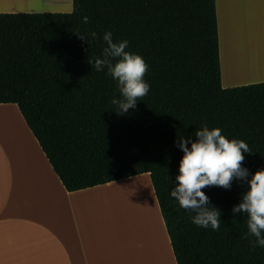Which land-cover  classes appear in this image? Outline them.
<instances>
[{"label":"trees","instance_id":"16d2710c","mask_svg":"<svg viewBox=\"0 0 264 264\" xmlns=\"http://www.w3.org/2000/svg\"><path fill=\"white\" fill-rule=\"evenodd\" d=\"M105 31L148 65L150 90L123 115L111 103L121 98L117 82L92 66ZM0 103L16 104L67 191L148 173L176 264H264L247 215L231 211L246 181L202 189L220 210L218 231L195 225L170 195L183 155L176 142L195 140L203 126L249 145V176L264 169V81L221 86L215 0H72L69 12H0Z\"/></svg>","mask_w":264,"mask_h":264},{"label":"crops","instance_id":"0c3cea01","mask_svg":"<svg viewBox=\"0 0 264 264\" xmlns=\"http://www.w3.org/2000/svg\"><path fill=\"white\" fill-rule=\"evenodd\" d=\"M54 1L61 10L50 12L72 10V0ZM36 5L33 0H0V12H47ZM215 9L221 86L264 81L259 77L264 69L248 78L240 77V71L239 77L228 75L226 65L224 69L231 59L232 68H241L244 55L245 63L255 57L264 62V0H215ZM145 178L154 216L146 220L149 229L144 233L136 229L145 243L131 244L122 225L108 224L97 204L121 183H144ZM155 240L160 241L158 248ZM160 257L176 264L148 173L67 191L16 104L0 103V264H162Z\"/></svg>","mask_w":264,"mask_h":264},{"label":"clouds","instance_id":"9594fccd","mask_svg":"<svg viewBox=\"0 0 264 264\" xmlns=\"http://www.w3.org/2000/svg\"><path fill=\"white\" fill-rule=\"evenodd\" d=\"M82 22L88 24L90 19L85 16ZM78 36L86 41L84 36ZM90 36L94 40L97 38L95 32H91ZM112 37L111 31H105L102 39L106 46L102 56L95 58L92 66L98 72L107 69V74L117 82L121 98L113 97L111 103L117 114L123 115L134 109L137 100L148 94L150 85L144 80L148 65L142 56L126 50L129 47L127 40L116 42ZM195 137V140L181 138L176 142L183 155L171 197L178 201L181 208L194 213L191 219L195 225L218 231L221 226L220 210L207 206L209 198L202 189L210 186L230 189L233 179L246 181L247 190L231 211L247 215L246 236L255 238L251 247L264 248V169H258L249 176L248 169L242 167L244 153H252L249 145L243 140L226 138L218 127L209 129L203 126L195 131Z\"/></svg>","mask_w":264,"mask_h":264},{"label":"rangeland","instance_id":"374dc122","mask_svg":"<svg viewBox=\"0 0 264 264\" xmlns=\"http://www.w3.org/2000/svg\"><path fill=\"white\" fill-rule=\"evenodd\" d=\"M33 1L34 3H37V5L34 6V8L37 10L39 9L43 11L61 10L60 9L61 4L56 3L54 0H45V1L33 0ZM233 47L236 48V45L234 44ZM230 51H228V53ZM224 69H225V64H224ZM259 77H264V75ZM146 180H147L146 178L143 179L144 183H139L138 181H129L126 183H121L119 186L115 187L116 189L114 188L111 191H109L108 197L104 199V203L97 204L99 209L102 208L105 210L108 224L114 226L115 228L116 227L118 228L122 225L121 227H123L124 236L127 237V239L131 242V244L135 243V241L138 244L145 243V240L142 237L143 235L141 233L136 234V229H142L143 230L142 233H144L146 230L149 229L147 228L148 222L146 223V220L152 217V215L154 216L153 207L151 209V206H153L151 205L153 204V199L151 197L148 183H145ZM129 189H132L134 191H129ZM125 190L126 191L128 190V192L130 193L128 197L126 195ZM157 228L158 225L155 227L154 235L158 237L160 235H158L157 233ZM155 241H157V243H155L156 244L155 246H157V248L161 246L160 241L158 240ZM160 258L162 264H166L167 262L166 259H164L163 257Z\"/></svg>","mask_w":264,"mask_h":264},{"label":"bare ground","instance_id":"6f19581e","mask_svg":"<svg viewBox=\"0 0 264 264\" xmlns=\"http://www.w3.org/2000/svg\"><path fill=\"white\" fill-rule=\"evenodd\" d=\"M242 53H243V51L242 50H240ZM232 52V51H231ZM230 52V53H231ZM237 54H238V52H236ZM232 54V53H231ZM242 55H244V53L243 54H241V56ZM229 56H232V55H230L229 54ZM235 56V55H234ZM245 56L246 55H244L243 57H244V59H243V65H242V67L241 68H237V69H235V68H232V66H230L231 64V61H232V59H231V57H230V59L231 60H229V64H228V62H226L225 63V65H226V72L228 73V75H233V73L235 74V73H238V77L240 76L239 75V71L241 72V76L240 77H245L246 78V76H247V78L250 76H252V73L253 72H256L257 73V71H262L263 69H264V62H263V59H261L260 57H255V58H250L251 59V61H246L247 63H245ZM239 56L237 55V59L239 60V58H238ZM247 57V56H246ZM250 57V56H249ZM228 59H229V57H228ZM228 59H227V61H228ZM249 59V60H250ZM246 60H248L247 58H246ZM236 62V60L234 61V63ZM239 62V61H238ZM236 64V63H235ZM244 72V74H242ZM248 73V74H247ZM256 73H255V75H256ZM233 78L234 79H236L234 76H233ZM239 79V78H238ZM129 191H134V190H132V189H129ZM125 192H126V195H127V197H128V195L130 194L129 192H128V190L126 191L125 190ZM157 233H158V228H157ZM159 234V233H158ZM132 235V234H131ZM161 238V237H160ZM161 240V239H160ZM166 264H167V262H166Z\"/></svg>","mask_w":264,"mask_h":264}]
</instances>
